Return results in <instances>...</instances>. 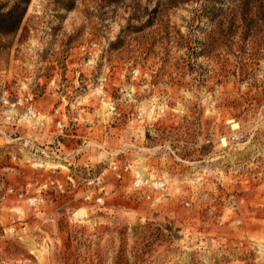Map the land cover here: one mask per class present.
I'll return each mask as SVG.
<instances>
[{"label": "rangeland", "instance_id": "1", "mask_svg": "<svg viewBox=\"0 0 264 264\" xmlns=\"http://www.w3.org/2000/svg\"><path fill=\"white\" fill-rule=\"evenodd\" d=\"M210 5L0 0V264H264V0Z\"/></svg>", "mask_w": 264, "mask_h": 264}, {"label": "built area", "instance_id": "2", "mask_svg": "<svg viewBox=\"0 0 264 264\" xmlns=\"http://www.w3.org/2000/svg\"><path fill=\"white\" fill-rule=\"evenodd\" d=\"M112 169H113V172L116 174V176L122 179L124 176V170H128V167H126L125 169H122L118 164L114 163L112 165Z\"/></svg>", "mask_w": 264, "mask_h": 264}, {"label": "trees", "instance_id": "3", "mask_svg": "<svg viewBox=\"0 0 264 264\" xmlns=\"http://www.w3.org/2000/svg\"><path fill=\"white\" fill-rule=\"evenodd\" d=\"M219 3H222V0H207V4L210 5L212 4L213 6H205L206 9H209V8H212V9H215V10H220L221 7H218L217 5Z\"/></svg>", "mask_w": 264, "mask_h": 264}, {"label": "bare ground", "instance_id": "4", "mask_svg": "<svg viewBox=\"0 0 264 264\" xmlns=\"http://www.w3.org/2000/svg\"><path fill=\"white\" fill-rule=\"evenodd\" d=\"M233 126L236 128V127H238V124H237V123H235V124H233Z\"/></svg>", "mask_w": 264, "mask_h": 264}]
</instances>
